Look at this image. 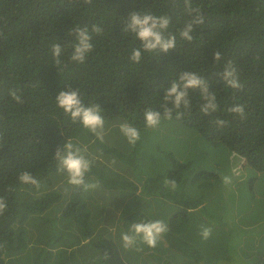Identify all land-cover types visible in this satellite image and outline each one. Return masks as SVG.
Segmentation results:
<instances>
[{
    "label": "trees",
    "instance_id": "16d2710c",
    "mask_svg": "<svg viewBox=\"0 0 264 264\" xmlns=\"http://www.w3.org/2000/svg\"><path fill=\"white\" fill-rule=\"evenodd\" d=\"M190 3L204 23L194 26L189 42L179 32L196 13L188 14L184 0H0V196L7 201L0 264H264V252L243 248V235L230 230L232 216L213 189L220 177L166 151L187 150L193 129L232 153L229 169L264 171V0ZM132 12L170 17L165 35H176L175 48L142 51L141 61L132 63L140 41L123 31ZM93 25L102 33L92 32ZM77 26L88 28L94 46L82 64L70 60L76 42L70 30ZM54 43L64 49L59 66L50 52ZM215 51L222 60L213 59ZM229 60L238 69L239 91L219 75ZM183 72L208 83L217 111L203 115L199 91L189 90L191 107L182 109L181 119L174 112L171 120L146 128L145 109L163 116L164 90ZM69 89L78 90L85 105H100L103 141L57 107L56 95ZM237 103L245 105L243 119L227 112ZM217 118L226 124L218 127ZM122 122L137 127L143 140L130 145ZM69 139L81 149L87 145L85 183L96 188L69 185L57 172L54 153ZM105 150L118 156V170L94 168L93 156ZM22 171L32 173L39 188L19 183ZM168 179L176 181L175 190L165 186ZM157 219L168 231L156 247L140 238L123 246L121 236L131 234L133 223ZM204 227L211 229L207 239Z\"/></svg>",
    "mask_w": 264,
    "mask_h": 264
},
{
    "label": "clouds",
    "instance_id": "9594fccd",
    "mask_svg": "<svg viewBox=\"0 0 264 264\" xmlns=\"http://www.w3.org/2000/svg\"><path fill=\"white\" fill-rule=\"evenodd\" d=\"M86 5H91L93 0H82ZM184 4L188 14L191 16L193 12L196 15L186 22L185 26L180 30L179 35L181 39L192 41L191 33L194 26L202 25L204 23V16L200 14L199 9L191 7L190 0H184ZM170 17L154 16L152 14L141 15L138 12H132L129 16L128 22L125 24L123 31L130 32L134 37L140 41V47L134 48L129 60L132 63H139L142 59L141 52L153 53L159 52L167 53L169 49H174L176 46V35H165L169 24ZM103 29L96 25L92 26V32L99 35ZM70 34H74L76 42L73 45V52L70 60L75 63H84L87 55L93 50L91 43L92 36L89 34L87 27H75L70 30ZM64 49L61 44L54 43L51 45L50 52L54 64L59 66L63 63L61 56ZM222 53L215 51L213 59L215 61L222 60ZM221 76L224 84L235 91H239L243 86L239 81L238 69L233 61H227ZM189 90H198L202 103L200 105V112L203 115H211L218 109L216 95L210 92L208 83L193 72H183L180 74L178 81H173L169 87L164 90L163 102V116L160 111L151 108L145 109L144 121L145 127L155 129L159 126L162 118L171 120L175 112V118L181 119L184 116V111L191 107V100L189 97ZM10 95L17 102H21V97L15 91H11ZM56 105L62 109L64 114L70 118L73 123H79L83 128L91 132L98 140L103 141L104 138V116L101 114V107L99 104L85 105L81 99L78 90L69 89L68 91H60L55 97ZM227 112L239 116L241 119L245 117V105L237 103L227 109ZM215 124L220 127L226 124L223 119L217 118ZM120 132L127 139L130 145H135L140 139V130L133 124L122 122L119 125ZM86 149L82 150L78 146H74L71 140L62 146L58 147L54 153V160L57 166V172L66 174L67 183L72 186H84L85 188H96V184H86L85 176L91 170V161L84 154ZM17 180L21 184H31L37 188L40 186V181L28 171H22L18 174ZM222 180L225 184L231 183L230 176H223ZM165 186L172 190L176 188V181L168 179L165 181ZM7 210V201L0 196V215H3ZM168 231V225L162 220H152L148 222L133 223L130 228V233H123L121 239L125 248L131 247L136 243L137 238H140L149 247H156L159 237ZM211 234V229L204 227L201 235L207 239Z\"/></svg>",
    "mask_w": 264,
    "mask_h": 264
},
{
    "label": "rangeland",
    "instance_id": "374dc122",
    "mask_svg": "<svg viewBox=\"0 0 264 264\" xmlns=\"http://www.w3.org/2000/svg\"><path fill=\"white\" fill-rule=\"evenodd\" d=\"M188 133L187 150L181 146L180 149L167 148L166 151H170V155L181 163L190 161V167L201 168L214 173V177H220L218 188L213 187V189L217 196L222 198L221 208L229 209L228 213L232 216L231 223L233 224L230 230L243 235V248H253L255 255L259 254V250L264 252V171L257 172L246 165L237 170L236 168L235 170L229 169L228 166H231L233 162L230 161L232 153L227 148L221 145L216 147L210 145L196 130L190 129ZM140 139L143 140V138ZM166 145L167 143L164 146ZM74 146L80 147L78 144ZM84 148L88 149L86 144ZM84 154L86 155V152ZM93 157H97V163L93 164L94 168L102 166H108L114 170L120 168L117 164L118 156L115 153H108V150H105L104 154ZM225 175L231 177L230 184L223 182L222 177ZM225 231H227L226 228ZM232 236L235 239V235ZM245 239L247 240L244 241Z\"/></svg>",
    "mask_w": 264,
    "mask_h": 264
}]
</instances>
